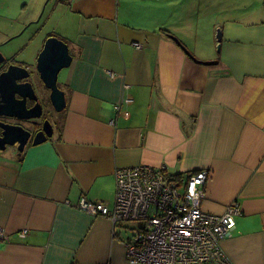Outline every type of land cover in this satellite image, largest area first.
Listing matches in <instances>:
<instances>
[{"label": "crops", "instance_id": "1", "mask_svg": "<svg viewBox=\"0 0 264 264\" xmlns=\"http://www.w3.org/2000/svg\"><path fill=\"white\" fill-rule=\"evenodd\" d=\"M54 12L72 55L66 105L46 141L0 150V226L27 229L0 240V264H129L119 224L77 205L112 208L115 169L142 163L207 169L202 209L240 207L223 249L264 264V0H55Z\"/></svg>", "mask_w": 264, "mask_h": 264}, {"label": "built area", "instance_id": "2", "mask_svg": "<svg viewBox=\"0 0 264 264\" xmlns=\"http://www.w3.org/2000/svg\"><path fill=\"white\" fill-rule=\"evenodd\" d=\"M115 108L120 112L119 105ZM114 175L112 208L84 196L77 207L108 217L113 226L123 221L137 223L123 240L129 264H232L222 242L232 235L240 207L233 201L221 214L202 209L207 169L174 174L165 163H142L118 167ZM26 234L27 229L12 235L0 226V240Z\"/></svg>", "mask_w": 264, "mask_h": 264}, {"label": "water", "instance_id": "3", "mask_svg": "<svg viewBox=\"0 0 264 264\" xmlns=\"http://www.w3.org/2000/svg\"><path fill=\"white\" fill-rule=\"evenodd\" d=\"M216 48H220L221 29L215 33ZM72 55L69 46L63 39L49 35L45 38L43 46L36 57L34 72L27 66L9 62L0 52V116L14 117L18 120L39 118L42 115L40 95L32 82L37 74L43 88L48 92L49 100L55 112H61L66 105L65 92L58 85V74L71 64ZM1 68V67H0ZM42 97V96H41ZM44 97V96H43ZM28 100L35 101L28 106ZM0 150L7 146H15L21 153L25 146L46 141L53 134V126L45 119L42 128L31 138V132L21 124H11L0 121Z\"/></svg>", "mask_w": 264, "mask_h": 264}, {"label": "rangeland", "instance_id": "4", "mask_svg": "<svg viewBox=\"0 0 264 264\" xmlns=\"http://www.w3.org/2000/svg\"><path fill=\"white\" fill-rule=\"evenodd\" d=\"M4 1L8 8L5 10L4 16L0 17V28L7 31L9 40L0 47V52L9 62L14 61L13 63L16 64L25 63L24 66L32 70L45 38L49 35H55L63 39L58 33L52 30L54 25H56V15L54 12L55 0ZM222 1L228 2L230 0ZM69 51H71V49H69ZM62 71L64 70H61L58 75V85L59 82H61ZM34 81L37 85L39 95L42 97L44 96L46 99L48 92L36 80L35 75ZM48 110L49 109L45 108L44 114L48 115ZM50 110L54 112L53 108ZM57 116L54 117L52 121L56 122ZM57 121H59L58 118ZM135 226H137V223L134 221H123L119 223V227L125 231L126 237L134 232Z\"/></svg>", "mask_w": 264, "mask_h": 264}, {"label": "flooded vegetation", "instance_id": "5", "mask_svg": "<svg viewBox=\"0 0 264 264\" xmlns=\"http://www.w3.org/2000/svg\"><path fill=\"white\" fill-rule=\"evenodd\" d=\"M0 70H2V69H4L5 68V65L2 67L1 65H0ZM31 71H33V70H31ZM32 82H33V84H34V86H35V88H36V91H37V85L35 84V81H34V79L32 80ZM38 92V91H37ZM39 99H40V101H41V103H42V115H41V117H39V118H34V119H29V120H18V119H16V118H14V117H7V116H0V121H2V122H5V123H11V124H21V125H23L26 129H28L30 132H31V138L33 137V135L37 132V131H39L41 128H42V124H43V121L45 120V119H48L50 122H51V124H52V126L54 127V125H53V121H52V119L58 114L57 112H55L54 110V112H51V110L50 109H52L53 107L51 106V104H50V102H49V100L47 99V97H46V99L44 98V97H39ZM34 102L35 101H33V100H28V106H31V105H33L34 104ZM49 109L48 110V115H46V114H44V109ZM2 131V128L0 127V132ZM30 143V142H29ZM28 143V144H29ZM7 147H14L15 149H16V147L15 146H7ZM6 147V148H7Z\"/></svg>", "mask_w": 264, "mask_h": 264}]
</instances>
